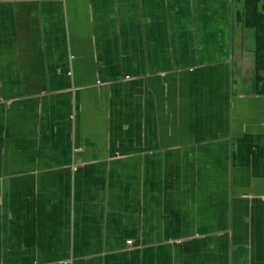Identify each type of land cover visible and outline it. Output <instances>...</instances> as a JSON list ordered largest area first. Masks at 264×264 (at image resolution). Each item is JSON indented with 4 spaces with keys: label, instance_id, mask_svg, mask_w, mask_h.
Listing matches in <instances>:
<instances>
[{
    "label": "crops",
    "instance_id": "0c3cea01",
    "mask_svg": "<svg viewBox=\"0 0 264 264\" xmlns=\"http://www.w3.org/2000/svg\"><path fill=\"white\" fill-rule=\"evenodd\" d=\"M0 264H264V0H0Z\"/></svg>",
    "mask_w": 264,
    "mask_h": 264
}]
</instances>
